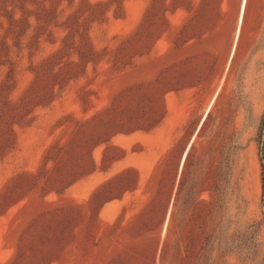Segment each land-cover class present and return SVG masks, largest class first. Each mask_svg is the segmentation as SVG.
Returning <instances> with one entry per match:
<instances>
[{"label":"rangeland","instance_id":"1","mask_svg":"<svg viewBox=\"0 0 264 264\" xmlns=\"http://www.w3.org/2000/svg\"><path fill=\"white\" fill-rule=\"evenodd\" d=\"M263 116L264 0H0V264H264Z\"/></svg>","mask_w":264,"mask_h":264},{"label":"trees","instance_id":"2","mask_svg":"<svg viewBox=\"0 0 264 264\" xmlns=\"http://www.w3.org/2000/svg\"><path fill=\"white\" fill-rule=\"evenodd\" d=\"M259 143H260V154H261L262 168H263V174H264V116H263L261 132H260ZM263 180H264V178H263Z\"/></svg>","mask_w":264,"mask_h":264},{"label":"bare ground","instance_id":"3","mask_svg":"<svg viewBox=\"0 0 264 264\" xmlns=\"http://www.w3.org/2000/svg\"><path fill=\"white\" fill-rule=\"evenodd\" d=\"M244 1H246V0H244ZM245 3V5H246V2H244ZM243 6H244V4H243ZM245 8V7H244Z\"/></svg>","mask_w":264,"mask_h":264}]
</instances>
